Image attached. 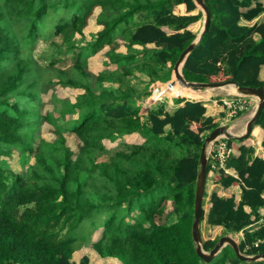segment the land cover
<instances>
[{"label": "trees", "instance_id": "16d2710c", "mask_svg": "<svg viewBox=\"0 0 264 264\" xmlns=\"http://www.w3.org/2000/svg\"><path fill=\"white\" fill-rule=\"evenodd\" d=\"M203 1L209 23L186 56L183 77L264 87L259 79L264 22L240 23L263 12L262 1ZM177 5L185 13H175ZM96 8L98 29L86 34ZM201 15L193 0H0V156L16 150L29 163L27 175L0 159V264H92L88 254L73 259L85 227L88 232L101 227L90 247L101 259L119 264H220L218 253L209 262L198 257L191 237L200 148L218 125L206 114L204 101L190 99L204 95L173 88L177 107L170 112L160 103L143 117L137 104L150 95L153 77L169 79L179 54L196 37L189 26ZM39 39L50 41L57 54L72 53L73 63L58 67L55 58L39 64L33 56ZM100 52L105 59L94 72L89 59ZM135 71L147 77H138L143 87L129 82ZM57 85L81 92L73 100L53 92L43 100L42 93ZM46 103L52 108L43 112ZM43 124L51 126L53 139L37 138ZM256 126L263 130L264 149L263 105L249 134L253 138L224 139L227 148L235 141L254 142L241 143L239 154H228L222 164L210 152L206 180L216 168L213 183L238 186L240 192L238 201L212 192L207 212L202 203L200 223L205 219L232 234L257 217L264 204V154L256 152ZM69 134L76 149L67 144ZM131 135L139 141H127ZM115 139L123 140L122 148L100 159L104 142ZM200 237L205 251L218 240ZM263 238L264 226L245 231L239 250ZM229 248V264H255L240 261ZM258 252L264 253L263 243L246 251Z\"/></svg>", "mask_w": 264, "mask_h": 264}, {"label": "rangeland", "instance_id": "374dc122", "mask_svg": "<svg viewBox=\"0 0 264 264\" xmlns=\"http://www.w3.org/2000/svg\"><path fill=\"white\" fill-rule=\"evenodd\" d=\"M198 9H199V7H198ZM97 11H98V8H96L94 10L93 14L89 17L90 18L89 22H88L89 26L84 29L86 34L89 33L90 31H95L96 29H98L97 26L93 25V16L97 13ZM144 20L145 19H142V18H135V22H141V21H144ZM202 21H203V15H201V18L196 23L190 25V29H192L193 32L198 34V32L200 31V29L202 27ZM167 31H170V30H167ZM117 36L119 38L121 37L119 33L117 34ZM56 41L59 42V38H56ZM80 43H82V42H80ZM55 49L56 48L54 47V45H52L50 43V41L39 39L37 41L35 47H34L33 56L35 57V59L41 65H46V64H48L50 61H52L55 58L58 59L55 62V65L58 66V67L66 68V67L70 66L73 63V60L71 58L72 53H69V54H64V53L57 54ZM99 59H101V57ZM142 74L143 73L140 72V71H135L133 77H135L136 80H134L132 82V80H131L132 78H130L128 76L129 82L133 83V84L138 83L139 87H143L144 86V82H140V81H142V80H140V76ZM161 74L162 73H160V75ZM45 77H47V76H45ZM138 77H139L140 81H138ZM125 80L128 82L126 77H125ZM171 82L176 87L180 86V87L190 88V87H188L186 85H183V84L179 83L178 81L176 83L175 80L173 79V75L171 73H170V77H169V79L167 81H160L158 79V77H153V79H151V82H150V84L148 86L149 89H147V90L150 91V95L147 96L146 98H144V101L140 104L141 105L140 106V111H141V108L144 107V106L149 108V107H153V106H155L157 104H160V103H164L165 105L166 104L170 105L172 99L178 96V95H173V93H174L173 85H170L168 87V90H164V89H161V88L165 84L167 85V83H171ZM116 85L117 84L115 83L114 86H116ZM211 89L212 88H205L204 90H199L198 89L199 91H203L202 93H198V94L204 95V97H206V96H208L209 92H205V91L206 90L207 91H213ZM234 89L235 88H233V90ZM187 90H189V89H187ZM37 91H38V89H37ZM52 92L56 96L68 97L71 100H73V98L77 94L78 90H75V89H72V88H65V87H61V86H58V85L55 86L54 88L50 87L47 91L42 93L43 100L46 101L49 98V95ZM186 92H188V91H186ZM235 93H236V91H235ZM182 97H184V96H182ZM186 98H190V97H186ZM198 98H200V97H198ZM190 99H195V98H190ZM32 104H35V102L32 101ZM51 108H52V105H50L49 103H46V105H45V107L43 108L42 111L44 112L46 109H51ZM226 118H228V120H227L228 122L227 123H229V122H231V119L233 117L227 116ZM218 125H220V122H219ZM30 127L32 128L33 126H30ZM30 132H35V125H34V129L31 130ZM39 137L46 138L47 140L48 139H53L54 135L51 133V126L48 125V124H43L41 126V128H40V131L37 134V138H39ZM250 137L253 138L254 136H250ZM251 141L254 142V139L253 140L252 139L249 140V143H251ZM76 142H77V140L75 139L73 134H69L67 136V144L70 145V147L72 149H76ZM122 142H123V140H121V139L105 141L104 142V150L101 151L98 154V156H100V159L107 158L113 151L122 148ZM256 148H258V147H256ZM212 149H213V145L209 144L207 146V156L210 155V151ZM258 151H261V149L258 148L257 151H256L257 154H259V153L261 154V152H258ZM0 159H4L5 161H7L9 167L12 170L17 171V172H24L25 174L28 175V173H29V163H23L22 160L20 159L19 155H18V152L16 150H13V152H12V154L10 156H0ZM30 162H32V158L30 159ZM216 174L217 173H216V168H215L213 171H211L209 173V175H208L209 179L206 180V184H205L206 196H204V198H203V208H204L205 211H207V206L210 205L209 196H210V193H211V188H212V183H213L212 179H213V177ZM235 190H238V188L235 187ZM167 205H168V209H169V206H170L169 202L167 203ZM105 216L106 215H102V218L105 219ZM172 219H174V217H172ZM99 229H101V227H99L97 231H93V232L89 231L88 232L86 227H85V228H83V230L81 232H79L78 239H79L81 245L74 252V256H73L74 258L79 257V255H82L83 253H87L88 251H90L89 250L91 248L90 244L92 242L98 240V238L100 236V230ZM199 229H200V233H201V236H202L203 239L206 238V237L218 238L221 235L228 234V235H231L232 237H234L239 242L240 237H241V233L240 232L231 234V233L224 232L222 227H209L204 222V220H202V222L200 223V228ZM218 254H219V257H222V261L220 262V264H229L228 258L232 255L229 247L228 248H226V246L222 247L221 250L218 252ZM226 254H227V256H226ZM89 256L92 257L91 253H89ZM256 263L257 262H255V264ZM240 264H242V263H240Z\"/></svg>", "mask_w": 264, "mask_h": 264}, {"label": "water", "instance_id": "95a60500", "mask_svg": "<svg viewBox=\"0 0 264 264\" xmlns=\"http://www.w3.org/2000/svg\"><path fill=\"white\" fill-rule=\"evenodd\" d=\"M195 5L199 7L203 15L202 27L195 39L190 42L183 51L179 54L178 58L174 62L171 72L172 75L178 80L179 83L191 87L194 90H204L205 88H217L225 85L235 86L236 91L247 96H254L257 98L256 107L251 115L250 119L247 121L245 125V130L241 135L233 136L227 129L226 125H218L211 129L207 135L204 137L203 142L201 144L198 163L199 169L196 175L195 180V189H194V200H193V220L191 223V237L194 243V249L198 257H200L204 262H209L214 258V256L221 250L224 246L231 247L235 256L243 262H255L258 260L264 261V253L258 252L254 255H245L240 252L238 242L229 235H222L219 237L217 242L213 245V247L205 251L201 246V237H200V214L202 210V203L205 192V184H206V167H207V146L211 144L216 138L223 135L227 138H234L236 140L246 138L253 127L254 122L258 118L261 109L264 105V87H249V86H240L235 81L228 80L224 82H194L186 80L183 75L181 68L186 59V56L189 52L196 46V44L201 40L205 30L207 29L210 13L208 11L207 6L205 5L203 0H193Z\"/></svg>", "mask_w": 264, "mask_h": 264}, {"label": "crops", "instance_id": "0c3cea01", "mask_svg": "<svg viewBox=\"0 0 264 264\" xmlns=\"http://www.w3.org/2000/svg\"><path fill=\"white\" fill-rule=\"evenodd\" d=\"M260 1H262V3L264 4V0H260ZM174 12L177 13V14H183V13H185V8H184L183 5H177V6L174 7ZM254 22H264V11L261 12L258 16H256L255 18H253L250 21L244 20V19L240 20L241 24H248L249 25V24H252ZM189 28H190V26H189ZM118 41H120V38H118ZM119 49L122 50V51H125V48L123 46H120ZM102 54L103 53L100 52V53L90 57V59H89V68L92 71L98 72V71H100L102 69V62H103V59H105V58H103ZM100 57H101V59H99ZM171 74H172V72H171ZM141 78L146 79L147 77L142 74ZM259 79L264 80V65L260 69ZM131 80L133 82L136 79L132 77ZM230 86H232V85H225V86H222V87L212 88L211 90H213V91H209L208 96L200 97V98H197L196 100L204 101V104L206 106V114L212 116L214 122H216L218 124L220 122V125H226L228 131L230 132V134H232L233 136H238V135H241L244 132L245 125H246L247 121L250 119L251 115L253 114V112L255 110L256 99H253V98L243 99L240 96L236 97L238 95L235 93V89L234 90L231 89ZM75 90H78L77 93L81 92L80 91L81 89H77L76 88ZM231 98H234V99H237V100L238 99L239 100H246L247 101V108L245 110L241 111L240 114H237V115H236V113L235 114L231 113V111L226 106H224L222 104V101L224 99H231ZM143 101H144V99H142L141 101L137 102V104L140 105ZM178 105L179 104L174 103V101L172 99L170 105L166 104V109L171 112ZM149 108H151V107H149ZM149 108L145 107V106L141 108L140 114L142 115V117L147 113V110ZM227 116L233 117L231 119V122H229V123H227L228 122L227 121L228 118H226ZM253 133L255 134V136L257 135L256 136V138H257L256 140H257V143H258V148L261 149V151H258V152H261V153L263 152L262 154H264V149L259 144L260 139L263 136V130L259 126H256V127L253 128ZM126 140L127 141H132V142H138L139 141L138 137H136L134 135H131V136L127 137ZM241 143H244L246 145L250 144L249 143V139L244 141V142L235 141L233 143L231 149H230V152H231V154L233 156H237L239 154V151H238L237 147L239 145H241ZM226 171L228 173H230V174H234V170L233 169H227ZM235 187H237L238 190H235ZM212 192H216L218 195H221V196L234 195L235 200L238 201L240 189H239L238 186L223 187V186H221L219 184L212 183L211 193ZM208 207H209V205L207 206V210H208ZM246 209L248 210V208H246ZM205 212H207V211H205ZM204 222L209 227H221V226H211L205 221V219H204ZM226 235H228V234H226ZM241 235H242V233H241ZM204 239L206 240V239H214V238L206 237ZM89 250L90 251H88L87 253H83V254H88V256H89V253H91L92 257H90V256L89 257L91 258L92 264H104V263L105 264H119L115 259H111V258L110 259H101L100 257H98L94 253V251L91 248ZM80 256L81 255H79V257ZM79 257H76V258L73 257V259L77 260Z\"/></svg>", "mask_w": 264, "mask_h": 264}, {"label": "built area", "instance_id": "2783aa9c", "mask_svg": "<svg viewBox=\"0 0 264 264\" xmlns=\"http://www.w3.org/2000/svg\"><path fill=\"white\" fill-rule=\"evenodd\" d=\"M223 103L231 109L232 112H235L237 110H243L247 107V101L246 100H237L234 98L231 99H224ZM213 149L216 152V157L220 162H223L226 156L230 153V148H227L226 142L222 138H217L213 143ZM211 150V151H212ZM263 198H264V192H263ZM256 218L251 223H249L245 229L248 231H254L262 226H264V204L260 206L256 210ZM243 239V235H242ZM263 243L264 244V238L263 239H256L250 243H246L244 254L246 255H253V254H247L246 251L250 249L252 246H257L258 244Z\"/></svg>", "mask_w": 264, "mask_h": 264}, {"label": "clouds", "instance_id": "9594fccd", "mask_svg": "<svg viewBox=\"0 0 264 264\" xmlns=\"http://www.w3.org/2000/svg\"><path fill=\"white\" fill-rule=\"evenodd\" d=\"M234 88H235V86H233ZM235 91H236V88H235ZM236 94L238 95V96H236V97H241V98H243V99H249V98H254V99H256V102H257V98L256 97H254V96H247V95H243V94H241V93H239V92H237L236 91ZM180 97H182V96H180ZM195 99H197V98H195ZM222 103H223V101H222ZM224 104V103H223ZM225 105V104H224ZM226 106V105H225ZM227 107V106H226ZM228 108V107H227ZM247 108V107H246ZM229 109V108H228ZM230 111H231V109H229ZM243 110H245V109H243ZM243 110H237V111H243ZM237 111H235V112H232L231 111V113H233V114H235ZM218 126V125H217ZM218 138H222L223 140L225 139V138H227V137H225V136H223V135H221V136H219ZM217 139V138H216ZM215 139V140H216ZM234 139V138H233ZM214 140V141H215ZM213 141V142H214ZM225 141V140H224ZM212 142V143H213ZM212 143L210 144V145H212ZM231 149V148H230ZM211 152V151H210ZM229 154H231V152L229 153ZM220 162V161H219ZM221 164L223 163V162H220ZM247 226V225H246ZM245 226V227H246ZM245 227L242 229V230H240L239 232L240 233H242V235H243V239H242V235H241V238H240V240H239V242L241 241V240H244V232L245 231H248L247 229H245ZM200 228V227H199ZM248 232H250V231H248ZM252 232V231H251ZM222 236V235H221ZM229 236H231V235H229ZM232 237V236H231ZM234 238V237H233ZM218 239H219V237H218ZM235 239V238H234ZM236 240V239H235ZM237 241V240H236ZM238 242V241H237ZM239 242H238V245H239ZM241 253H245L244 251H240ZM247 254H256V253H247ZM246 255V254H245ZM258 261H262V260H258ZM243 262V261H242ZM255 262H257V261H255ZM264 262V261H263Z\"/></svg>", "mask_w": 264, "mask_h": 264}, {"label": "bare ground", "instance_id": "6f19581e", "mask_svg": "<svg viewBox=\"0 0 264 264\" xmlns=\"http://www.w3.org/2000/svg\"><path fill=\"white\" fill-rule=\"evenodd\" d=\"M173 79L175 80V82L177 83V81L178 80H176V78L173 76ZM171 85H173V87L175 88V89H179V90H182V91H188L189 93H191V94H198V93H202L203 91H199V90H194V89H192L191 87L190 88H187V87H180V86H174V84L171 82ZM231 87V89H233L234 87L233 86H230ZM159 88V87H158ZM187 89H189V90H187ZM159 90V89H158ZM205 92H209V91H205Z\"/></svg>", "mask_w": 264, "mask_h": 264}]
</instances>
